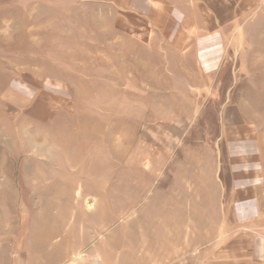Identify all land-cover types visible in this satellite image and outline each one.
Returning a JSON list of instances; mask_svg holds the SVG:
<instances>
[{"label": "rangeland", "instance_id": "rangeland-1", "mask_svg": "<svg viewBox=\"0 0 264 264\" xmlns=\"http://www.w3.org/2000/svg\"><path fill=\"white\" fill-rule=\"evenodd\" d=\"M258 3L179 52L138 0H0V264H264L250 234L218 253L212 219L222 105L264 131ZM198 49L220 63L187 90Z\"/></svg>", "mask_w": 264, "mask_h": 264}, {"label": "crops", "instance_id": "crops-1", "mask_svg": "<svg viewBox=\"0 0 264 264\" xmlns=\"http://www.w3.org/2000/svg\"><path fill=\"white\" fill-rule=\"evenodd\" d=\"M258 2L259 0H138V18L139 23H145V26L147 23L168 22L174 24L175 28H180L175 43L179 45L181 52L183 44H193L194 40L209 43V36H194L186 29L200 27L199 23H244L245 19L248 22L250 13L258 8ZM151 13L155 17L153 22ZM201 27L204 28V25L201 24ZM207 28L209 29V25ZM181 55L178 53L174 56L178 57L177 60L186 69L183 74L192 77L195 83L192 88L188 84L187 90L203 91V79L211 83V75L218 69L216 65L220 63V57L212 59L207 51L199 52V49L189 56ZM197 84H203L204 87H197ZM237 106L232 102L222 105L219 142L223 164L215 185L217 195L214 204L224 206L229 212L226 215L227 211L221 209L212 214V219L218 215V220L225 221L224 224L219 222L218 239V253H224L225 258L236 252L228 249L227 237L234 235L238 237L250 234L258 237L261 242L258 250L264 251V131L246 123L243 116H237L233 109H229L232 114H228V108ZM226 220L229 222L226 223ZM222 245L224 249L221 248ZM234 259L238 264L239 256Z\"/></svg>", "mask_w": 264, "mask_h": 264}]
</instances>
